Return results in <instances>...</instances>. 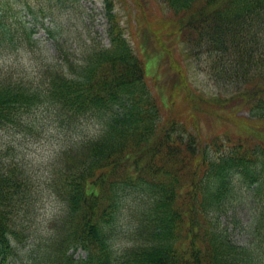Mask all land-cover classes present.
Here are the masks:
<instances>
[{"label": "trees", "instance_id": "1", "mask_svg": "<svg viewBox=\"0 0 264 264\" xmlns=\"http://www.w3.org/2000/svg\"><path fill=\"white\" fill-rule=\"evenodd\" d=\"M157 1L170 27L155 18L146 30L154 59L170 58L164 78L126 37L117 4L128 0H103L106 42L89 31L80 59L59 15L80 18L81 0H0L1 52L38 49L27 17L50 41L34 76L0 71V128L30 129L39 107L98 127L54 157L45 182L60 211L37 235L33 179L0 149V264H264V0ZM129 196L125 232L116 219ZM241 203L243 244L224 225ZM121 236L134 244L116 255Z\"/></svg>", "mask_w": 264, "mask_h": 264}, {"label": "rangeland", "instance_id": "2", "mask_svg": "<svg viewBox=\"0 0 264 264\" xmlns=\"http://www.w3.org/2000/svg\"><path fill=\"white\" fill-rule=\"evenodd\" d=\"M83 2L84 14L78 18L72 13L70 16L64 14L59 15V21L62 27L55 28V36L58 37L57 31L62 28L61 33L66 38H73L78 43V54L76 58L80 59V46L87 39L89 31L92 35L99 39H105V19L102 13L103 0H81ZM127 4L121 2L122 8L117 4L119 14L123 19L125 26L126 37L131 45L151 65L150 73L159 78H164L163 72L169 64L167 55L162 52L159 59H154L153 55L157 50L155 44L149 38V32L146 30L147 24H151L155 18H159V24L163 27H170V20L164 17L167 15V8L163 3L159 4L157 0H128ZM69 12V9H67ZM146 18V22L143 21ZM27 25L33 29V37L39 41L38 49L31 51H18L13 54H8L0 51V71L22 72L30 76L36 74V69L40 63V58H49L46 50L50 46L48 35L41 28L39 19L35 21L32 17H27ZM139 20V21H137ZM45 26L53 25L47 19ZM165 30L162 29V32ZM171 47H168L170 49ZM41 50V51H40ZM171 58L180 61V55L177 47L169 51ZM159 73V74H158ZM192 79L196 84L202 85L203 77L197 75V71L192 75ZM30 119L31 128L25 131L17 132L14 129L0 128V149L5 155L12 157L25 167L27 172L36 187L35 200L36 207L33 216L28 219L32 234L37 235L39 229H45L46 221L57 214L59 204L54 196L48 193L47 183L45 180L49 176L52 168V161L56 154L73 140L78 138H86L96 133L97 126L92 119H82L75 125L70 126L63 122L49 108L39 107L32 112ZM41 177L43 179H41ZM51 211V216L46 213ZM251 211L249 206L241 203L237 204L235 209L225 218L224 225L226 226L231 238L240 244L245 243L249 239L248 220ZM22 249V248H21ZM24 255V254H21ZM27 255V254H26ZM83 255L81 250L76 251V256Z\"/></svg>", "mask_w": 264, "mask_h": 264}, {"label": "clouds", "instance_id": "3", "mask_svg": "<svg viewBox=\"0 0 264 264\" xmlns=\"http://www.w3.org/2000/svg\"><path fill=\"white\" fill-rule=\"evenodd\" d=\"M41 179H43L41 177ZM133 201L132 198L125 197L122 202V207L120 208L116 223L117 225L125 232L134 231L135 228V221L133 220L132 216L129 213V206L132 205ZM48 216H51V211L46 213ZM134 241L127 236H121L119 238L114 239L111 242V247L116 255H119L123 252V250L127 247H132Z\"/></svg>", "mask_w": 264, "mask_h": 264}]
</instances>
